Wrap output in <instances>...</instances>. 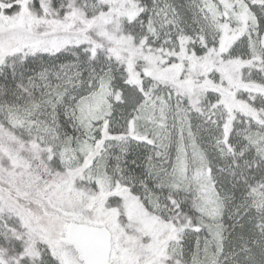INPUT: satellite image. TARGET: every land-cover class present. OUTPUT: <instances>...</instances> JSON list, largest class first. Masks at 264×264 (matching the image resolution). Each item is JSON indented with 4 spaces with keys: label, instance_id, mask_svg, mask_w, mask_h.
Instances as JSON below:
<instances>
[{
    "label": "snow or ice",
    "instance_id": "1",
    "mask_svg": "<svg viewBox=\"0 0 264 264\" xmlns=\"http://www.w3.org/2000/svg\"><path fill=\"white\" fill-rule=\"evenodd\" d=\"M0 264H264V0H0Z\"/></svg>",
    "mask_w": 264,
    "mask_h": 264
}]
</instances>
